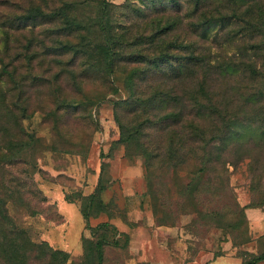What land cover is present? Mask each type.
Masks as SVG:
<instances>
[{"label": "trees", "instance_id": "trees-1", "mask_svg": "<svg viewBox=\"0 0 264 264\" xmlns=\"http://www.w3.org/2000/svg\"><path fill=\"white\" fill-rule=\"evenodd\" d=\"M14 3L0 12V264H103L106 247L129 248V234L111 221L136 225L101 199L105 161L91 194H64L80 201L85 221L106 216L86 223L78 260L19 221L47 201L26 159L40 139L23 124L47 93L48 109H37L53 134L63 112L112 94L114 145L142 158L155 225L188 214L193 227L232 236L233 247L248 243L244 211L264 209V0H3ZM62 83L80 98L68 99ZM89 83L94 96L84 91ZM245 161L256 200L234 211L211 206L224 198L229 167ZM239 256L241 264L264 261V251Z\"/></svg>", "mask_w": 264, "mask_h": 264}, {"label": "rangeland", "instance_id": "rangeland-1", "mask_svg": "<svg viewBox=\"0 0 264 264\" xmlns=\"http://www.w3.org/2000/svg\"><path fill=\"white\" fill-rule=\"evenodd\" d=\"M111 1L120 4L125 0ZM15 6L16 3L3 6V0H0V12L12 11ZM117 85L121 88L120 82ZM62 87L68 99L80 98L69 84L62 83ZM83 88L86 94L93 96L98 89L93 83L84 84ZM51 96L47 93L44 99H33L31 118L23 122L25 128L40 139L37 149L28 153L26 159L32 161L29 169L34 168L32 177L47 201L40 203L39 215L31 217L21 213L18 219L28 227L36 240H45L53 248L67 251L73 260H78L82 254L81 238H90L86 223L95 226L106 220V216L100 215L85 221L79 211L80 201L66 202L64 194H71L75 198L77 194H91L97 186L102 161L108 162V168L102 180L106 187L101 199L110 204L117 215H124L126 221L136 224V227L145 222L147 217H152L151 203L145 195L142 158L129 159L122 145H114L118 139V129L107 102L113 98L112 94L91 108L80 106L76 110L63 112V124L56 134L51 133L50 123L43 122L42 113L37 109L39 106L48 109L46 101L48 104ZM38 101L44 103L39 105ZM107 154L110 157L102 158ZM245 163L229 167L228 188L224 198L220 202L216 200L221 197L213 200L211 206L225 202L234 211V203L244 206L256 200V194L250 191V174ZM168 176L163 178L167 185ZM244 212L247 235L251 240L236 247L232 246V236L213 225L193 227L192 216L188 214L180 215L175 226H157L155 222L154 226L159 229V241L168 248L173 258L181 257L183 264H241L240 252L264 251V209H246ZM240 239L238 235L237 241ZM104 256L103 264L145 263L138 252L130 247L127 252L106 247ZM258 264H264V261Z\"/></svg>", "mask_w": 264, "mask_h": 264}, {"label": "crops", "instance_id": "crops-1", "mask_svg": "<svg viewBox=\"0 0 264 264\" xmlns=\"http://www.w3.org/2000/svg\"><path fill=\"white\" fill-rule=\"evenodd\" d=\"M137 221V220H136ZM119 231L129 234V247L138 252L147 264H183L181 257L173 258L168 248L157 238L158 228L152 217L136 227L129 228L121 221H111Z\"/></svg>", "mask_w": 264, "mask_h": 264}]
</instances>
